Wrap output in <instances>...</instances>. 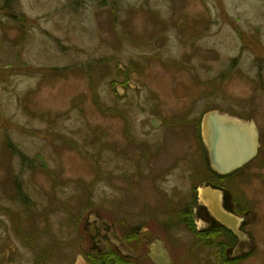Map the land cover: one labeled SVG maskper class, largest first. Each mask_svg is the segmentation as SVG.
Here are the masks:
<instances>
[{"label": "rangeland", "instance_id": "rangeland-1", "mask_svg": "<svg viewBox=\"0 0 264 264\" xmlns=\"http://www.w3.org/2000/svg\"><path fill=\"white\" fill-rule=\"evenodd\" d=\"M209 108L259 125L255 223L229 257L254 240L240 264H264V0H0V264H75L107 243L133 257L148 237L173 264H212L179 218Z\"/></svg>", "mask_w": 264, "mask_h": 264}, {"label": "water", "instance_id": "water-1", "mask_svg": "<svg viewBox=\"0 0 264 264\" xmlns=\"http://www.w3.org/2000/svg\"><path fill=\"white\" fill-rule=\"evenodd\" d=\"M117 91L122 94L120 87H117ZM174 92L176 98H184L187 95V88L177 84ZM149 124L153 128H158L161 121L152 119ZM201 136L208 152L210 166L219 174H226L248 162L255 156L258 147V133L252 121L233 119L218 111H211L204 115ZM200 196L201 204L209 214L220 224L239 235L236 231L238 219L226 211L222 201L224 195L219 191L203 188ZM151 253L148 256L154 264L170 263L162 243L152 247Z\"/></svg>", "mask_w": 264, "mask_h": 264}, {"label": "flooded vegetation", "instance_id": "flooded-vegetation-1", "mask_svg": "<svg viewBox=\"0 0 264 264\" xmlns=\"http://www.w3.org/2000/svg\"><path fill=\"white\" fill-rule=\"evenodd\" d=\"M226 112L245 120L253 118L252 116L250 117V115L246 114L245 110L244 111L227 110ZM258 126L259 125H257L256 123V127L258 130L259 146L255 157L246 164L240 166L239 168L232 170L228 174L221 175L216 173L214 170H211L208 166L209 165L208 154L206 153L203 146H201L202 150H200L199 145H197L198 147H195V151L197 152V154H196V158L192 162L194 168L189 172V177L197 178L199 182L198 184H193L192 188H194L196 191L199 185L203 183H208L213 188H219V190L223 189L225 192V208L227 209V211L236 215H242L244 213L253 211L251 210L253 208L251 207L253 203L249 202V199L247 197V191L244 189V187L247 186L249 182V178L252 177L254 173L263 169V160L261 159L263 149L262 150L260 149L261 131ZM254 162H257L256 168L254 170H249L248 169L249 165ZM190 203H193L192 207H193L194 217L201 219L206 224V227L202 228L203 231L217 226L215 220L212 219L211 216L207 213V211L201 205L198 204L196 194H195V198H192ZM251 217H253L252 220L247 219L244 220L245 222L243 221L241 228L245 232H251L249 227L253 226V223H255V215L250 216V218ZM198 226L200 228V224ZM199 235L201 236V238L204 239L207 238L217 239L218 237L221 240V242L218 240L220 242L219 245L225 247L226 256H230L233 253L235 247L237 248V246L240 243V242L238 243L237 238L233 235V233L230 230L221 233L220 229H218L217 227L210 230L209 233L206 234L199 233ZM198 246L201 248L200 244ZM240 246L243 249L245 248L248 250L251 249L250 253L253 256H255L256 253L259 251V246L254 240H252L249 246H245L244 244H240ZM216 247L217 246L211 247L212 248L211 252H214L217 255ZM210 256L212 257V255ZM214 257L215 255L213 256V258Z\"/></svg>", "mask_w": 264, "mask_h": 264}, {"label": "trees", "instance_id": "trees-1", "mask_svg": "<svg viewBox=\"0 0 264 264\" xmlns=\"http://www.w3.org/2000/svg\"><path fill=\"white\" fill-rule=\"evenodd\" d=\"M196 133L198 132V125L195 128ZM198 137V135H197ZM19 194V195H18ZM21 193L17 190V196L21 197L20 195ZM17 197V198H18ZM183 222L185 223V225L189 228L193 230V224L191 222V219H187V217L183 218ZM137 229H134L130 234H137ZM194 231V230H193ZM196 235H199L198 232H195ZM205 245H209V246H216L218 244V240L217 239H206L203 240ZM85 255H86V259L88 261L89 264H116V263H121L122 259L120 258V256L115 252L114 247L112 246H108L107 249L104 252L98 253L95 250H92L91 248H88L85 251Z\"/></svg>", "mask_w": 264, "mask_h": 264}]
</instances>
